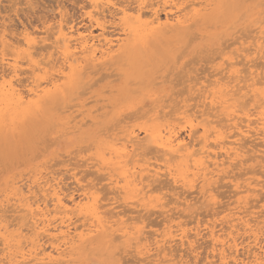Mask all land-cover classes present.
<instances>
[{
    "label": "bare ground",
    "instance_id": "6f19581e",
    "mask_svg": "<svg viewBox=\"0 0 264 264\" xmlns=\"http://www.w3.org/2000/svg\"><path fill=\"white\" fill-rule=\"evenodd\" d=\"M84 1L88 10L83 13L89 22L86 28L84 26V29L74 27L70 23L71 21L67 19V13L62 10L61 7L63 6L61 5L57 12L53 10L56 12V17L53 16L54 18H50L51 20L48 21L44 19V25L42 23V28L36 29L37 31L24 29L19 35L10 34L6 36L4 28L6 21L5 24L2 22L4 26L1 23L0 140L2 142L0 144L6 147V140L9 137L15 138L17 133L22 131V127L27 126L29 121H34L35 116L37 117L43 110L45 113V109L48 110L55 106L56 102L60 101L59 103H61L68 96L72 101L75 95L72 96L71 94L76 91L78 85L85 87L95 85L96 82L93 81L97 80V73L119 69L121 64H127L130 68L128 71L122 72L121 70L122 73H118L123 76V84L125 86L129 84L142 85L138 92L149 97L150 102L148 99L145 100L148 101L147 105L150 103L151 106L149 109L146 107V112L139 113V116L136 111L132 112L133 114L137 113V116L134 115L135 117L143 118V123L141 122L142 124L140 123L137 128L135 125L128 124L127 118L131 116V112H126L129 115H126V118L118 117L120 115L119 110L112 112L111 118L118 117L115 121L116 125H114L117 126V131H113L116 129L114 127L115 129L113 128L109 133L107 129L110 124L108 126L105 124L104 129L108 127L107 131L101 129L100 132L98 131L100 130L99 126L96 130L98 131L96 132L98 138L95 137V141L91 140V142L96 143L95 153L92 154V152L93 156L89 155L90 157L85 159L84 165L81 164L88 168L87 170L90 169L91 173H95L93 174L94 177L97 174L103 176L100 175L106 182H104L105 184L100 182V184L105 185L107 188L105 194H109V197L105 195L102 199L103 196L98 195V189H94V185L98 182L96 184L91 183L90 186L80 185L81 179H77L76 171L75 182L81 191L79 200H74L76 199L74 197V199L71 198V194L70 197H66V195L69 196L67 193L70 190L67 193L63 191V184L61 185V180L58 178L61 174L55 175V172L48 171L44 175L42 172L38 173L39 176L34 179L31 178L30 180L29 178L30 182H25L26 184L14 186L12 196L0 200V264H68L76 258H80L85 251L90 254L91 249H98L107 255L114 254L115 242L117 241L123 246L120 247V250L118 248L119 253H121L122 248H126L124 250L131 249L132 253H135L134 256H138L135 258H139V264H264V250L260 246L263 242L259 245L260 237L264 234V19L262 16L264 0ZM31 3L34 4L32 1ZM236 9H243L239 13L241 15L243 14L241 12L247 13L249 16L247 18L257 15V18L255 16V18L250 19L252 23L250 25L255 27L252 29L248 24L251 28L249 30L253 33L248 34L250 32L246 28L247 31H244L248 33L246 35L244 32L246 35L244 38L245 35L243 36L241 32H243L242 29L245 28V25L237 27L238 29L236 28L233 33L242 28L240 33L243 38L235 35L238 37L229 42L235 45L232 52L234 56L227 57L225 61L218 64L215 68L216 74L211 75L210 73L211 77L204 80L201 78L198 80V76L196 77L195 84L188 87L189 94L196 92L194 93L195 97H187L188 100L192 99L193 103L187 104V98L180 99L181 105L176 104L174 106L177 108H170L173 112L170 109L164 111L167 99L165 101L163 98L162 101L161 98L164 97V94L157 96L158 94L152 92L151 88L153 84H157L156 79L159 78V81L162 79L164 81L163 74L166 72L164 70L162 75H154L155 77L150 78L154 68L150 64V57L157 50L165 52L178 47L176 45L181 42L184 44H180L179 47L188 45L191 41L192 32H197L191 31L193 27H198L200 31H206L209 24L225 22L228 19L226 17L232 15ZM17 10L19 9L17 8ZM241 15L237 17L240 19ZM237 17H234L233 20L236 21ZM231 22V25H228L230 28L233 26V22ZM110 26L116 28V33L110 32L111 30L108 29L111 28ZM91 27H94L97 32H94ZM222 33L219 35H223ZM201 36L203 35L201 34ZM215 36L218 37V34ZM194 37L197 38V36L192 35V39ZM223 39L220 40L224 42ZM187 45L182 48L186 50ZM7 48H9V53H7ZM181 49L179 48L180 51ZM202 49L201 52H203ZM179 52L175 55L176 59L180 55ZM212 52L211 54H213ZM219 54L221 53L219 52ZM175 56L174 61H176ZM202 59L204 60V58ZM21 60L26 63V71L22 68L25 63H22ZM171 61L174 62L173 59ZM186 61L188 60H185L184 63ZM181 65L184 68V64ZM171 68L172 73L175 65ZM181 71L179 70L180 73H182ZM192 71L194 72L193 69ZM26 72H28V76L23 80L21 75ZM184 72L186 71L184 70ZM201 72L204 71L201 70ZM99 74L102 76V73ZM173 74L175 75V72ZM184 74H180L182 80L185 79ZM94 75L96 77L93 79ZM104 75L103 78L108 76V72ZM109 75L114 76L117 73L114 72L113 74L110 70ZM90 81L92 84H89ZM81 82L83 84H80ZM97 82L99 81L97 80ZM174 83L173 85L176 86ZM184 85L185 88L182 90H186ZM104 90L102 91L104 92ZM124 90L127 93L129 91L131 93L132 91L133 93L136 92L131 88ZM80 91H76L79 96L82 93L85 94L84 91ZM125 91L122 90V96L130 101V98L133 97ZM168 96L170 97V94H167ZM95 98L99 100V97ZM90 100L93 99L90 98ZM90 100L85 102L88 103ZM161 101L165 105L161 104ZM172 101L174 99L170 102ZM59 103L57 104L59 105ZM84 103H78L76 106H80L81 109L84 107ZM62 104L64 106L61 107H65L64 110L72 109L73 103L70 107L69 104ZM135 105L132 103L130 106ZM108 106L110 105L108 104ZM140 106L137 107L138 109L136 108L138 112L141 109ZM59 107L58 113L61 112ZM95 109H99V106ZM64 110L57 115L55 122V124L57 123L56 127L59 126V130L56 131H59L62 137L75 133L81 135L84 132V126L95 127L103 123V121L97 120L101 112H99V116L91 115V111L86 110L88 112L86 114L87 112H84L83 109L79 111V114L76 113L77 115H71V117L64 114ZM106 112L105 114H108V111ZM78 116L80 117L78 118ZM52 123L49 124V127L45 126V130H50ZM36 124L38 125L39 121H36ZM181 131H185L184 135ZM46 134H43L44 139ZM49 141V138L48 141L44 140L46 146H43L45 148L51 145L47 143ZM52 142L55 143L56 141L54 142L52 139ZM90 144L87 143L88 146ZM87 145L84 144V147ZM91 145L95 146L94 144ZM88 146L87 148H89ZM44 147L41 148L42 151ZM77 149L79 150V148ZM90 149L86 150L85 148L86 153ZM0 152H3L2 149ZM79 155L81 156V154ZM69 159L68 162H72L74 157L72 161ZM56 162L59 164L58 158ZM13 163H15L14 160ZM75 164L77 165V163ZM3 165H0L1 168ZM51 165L53 167L52 162ZM74 169L72 167L73 171ZM66 170L64 169L63 173ZM80 170L83 172V169L80 168ZM87 170L84 171L87 172ZM241 170L242 172H240ZM73 171L72 178L75 177ZM68 174L70 175L71 172ZM85 174L88 175V173ZM81 175L83 176V174ZM219 178H227L233 187L232 191L234 190L232 192L234 200L231 204L228 202L224 206L220 204L221 210L217 208L220 195L218 192H221V190L217 191L218 189H216L220 186V184L216 185ZM88 180L90 181V179ZM97 180L95 178V181ZM163 180L167 181L164 183ZM226 186H228L226 189L228 190L229 185ZM102 189L100 193H102ZM175 190H180V193L177 191L173 193ZM168 191L172 192L175 197L170 194L172 198L167 199ZM194 192L199 195L198 200L203 199L202 204H205L206 207L218 209L216 212H210V215L224 212L221 218L216 217L218 215L212 217L211 220L215 218L214 222L210 221L207 224L204 222L206 224L204 227L200 225L199 220L202 213L197 218L198 212H195L196 216L191 212L192 218L195 219L181 220V218L190 215L186 216L184 212L190 205L194 204V202L189 203L191 198H188ZM101 199H108V201L102 203ZM195 201L197 202V200ZM172 204L174 206H170ZM199 204L201 203L199 202ZM121 206L123 207L118 209ZM198 206L200 207V205ZM256 208L259 209L256 210ZM155 210H158L159 212H157L164 215L165 218H162V225L159 224L161 219L157 221L152 218L157 221L156 224L159 226L158 228H151L152 230L147 229V231L146 228L152 225L155 227V225H145L143 219H147L145 218L146 215H144L145 217L141 216V218L138 212L144 211L143 214H145L146 211L153 213ZM173 210L176 211L171 212ZM128 212H136L137 216H128ZM157 212H154L155 215ZM169 212L171 213L168 214ZM216 218H220L219 228L215 224ZM145 223L148 222L145 221ZM192 223L193 225L187 228L188 224ZM201 226L204 230L200 229ZM201 231H204L210 245L208 246V248L210 247L208 254L202 260L196 256L198 251L195 245L198 238L204 236ZM244 239H248L246 244H244ZM174 244H178L181 247L180 250H186L187 253L185 251L184 253L192 255V259L189 260L190 258L185 257L184 253L181 254L180 251L179 254L177 253L178 255L174 254V248H172ZM97 254L100 255V253Z\"/></svg>",
    "mask_w": 264,
    "mask_h": 264
},
{
    "label": "rangeland",
    "instance_id": "374dc122",
    "mask_svg": "<svg viewBox=\"0 0 264 264\" xmlns=\"http://www.w3.org/2000/svg\"><path fill=\"white\" fill-rule=\"evenodd\" d=\"M9 1V2H8ZM18 1H21V2H18ZM28 1V0H27ZM26 0H0V25H1V23L3 22L4 24H5V21H6V26H4L3 25V23H2V25L4 26V28H5V34H6V36H9L10 34H13V35H19V34H21L22 32H23V30L24 29H27L28 31L29 30H35V31H37V30H40V28H42V25H44V23L43 22H45L44 21V19H46V21H48V20H51L52 18H54V17H56L55 15H56V12H57V10L61 7V6H63V7H61L62 8V10H65V12L67 13L66 14V17H67V19L68 20H70L71 22V24L72 25H74V27L75 26H77L79 29H84V26H85V28L87 27L86 25H89V22H88V20L86 19V17H85V15H84V13L83 12H85L86 10H88V7L86 6V3H85V1L84 0H29L28 2H27ZM31 1L34 3V4H32L31 3ZM10 2H12V4H10ZM60 2V3H59ZM82 2V3H81ZM20 3V4H19ZM27 3V4H26ZM28 3H29V5H28ZM59 3V4H58ZM32 4V5H31ZM30 5H31V7H30ZM61 5V6H60ZM20 6V7H19ZM66 6V7H65ZM85 6V7H84ZM10 9H9V8ZM13 7V8H12ZM17 8L19 9V10H17ZM57 8V9H56ZM83 8V9H82ZM263 9V8H262ZM17 10V11H16ZM56 11V12H54V11ZM9 11V12H8ZM240 11H243V9H239V10H235L233 13H232V15H230L229 17H226V18H228L225 22H222V23H220V22H218V23H213L212 25L211 24H209L208 25V29L206 30V31H200L199 30V28L198 27H193L192 29H191V31H194L195 30V32L197 33V35H196V33H193L192 32V35L193 36H197V38L196 37H194L193 39H192V35H190V43L187 45V48H186V50H184L182 47H184V46H186V45H184V46H180L179 47V45L180 44H184V42H181V43H178L176 46H178V47H175V48H173V49H171V50H168V51H165V52H163V51H156V52H154V55L152 56V57H150V64L152 65V66H154V68H153V71H152V74H151V77L150 78H152V77H155V76H160V75H162V73L164 72V70H165V72H166V74H167V76H166V74H165V76H164V74H163V77H165L164 78V81H163V79L161 80V81H159L158 79H156V82H157V84L155 83V85L153 84L152 85V88H151V90H152V92H155L156 93V95L157 96H159V95H163L164 94V97L162 96V98H161V100L164 98V100L166 101V99H167V101L165 102V103H167V105H170V106H165V109H164V111H167V110H169L170 108H172V109H174V107L176 106V104H178V105H181L182 104V102H181V100H184V99H186L187 97L189 98V96H191V97H195V94L194 93H196V92H194L193 94H189V91H188V87L189 86H191V85H193V84H195V82H196V80L198 79H200L201 78V80H204V79H206V78H208V77H211V75L213 74V73H215L216 74V72H217V70H215V68L218 66V64H220L222 61H225L226 60V58L227 57H232V56H234L233 55V51H234V48H235V45L234 44H232V43H229V42H231V39H235L236 37H240V36H242V34H243V36L246 34L247 35V33L248 32H250V33H248V34H251V32L252 31H250L251 30V28H250V26L252 27V29L255 27H253V25H250V24H252L251 23V21H250V19H252V18H255V16H256V18H257V15H255V16H253L252 18H247V17H249L248 15H247V13H245V12H241V13H243L242 15L239 13ZM8 12V13H7ZM234 14V15H233ZM238 14H240L241 15V18L239 19L237 16H239L240 17V15H238ZM264 14V13H263ZM262 14V16H263V19H264V15ZM243 15H244V17H243ZM47 16V17H46ZM49 16V17H48ZM54 16V17H53ZM69 17V18H68ZM233 17V18H232ZM234 17H237V19H236V21H234L233 19H234ZM260 17V16H259ZM51 18V19H50ZM262 18V17H261ZM262 19V20H263ZM231 20H232V22H231ZM241 20H243V21H241ZM73 21V22H72ZM88 23H87V22ZM249 21H250V23H249ZM230 22L232 23V25L234 26V28H233V26L230 28L229 26L231 25L230 24ZM242 22V23H241ZM43 23V24H42ZM235 23V24H234ZM42 24V25H41ZM216 24H218V25H216ZM227 24V25H226ZM230 24V25H229ZM250 26H249V25ZM211 25V26H210ZM229 25V26H228ZM245 25V28L243 27V29L242 28H239V30H238V32H236V33H233V32H235V29L237 28V27H240V26H244ZM248 25V26H247ZM226 26H228L227 28H226ZM247 26V27H246ZM11 28V29H9V28ZM111 27V26H110ZM2 28V27H1ZM7 28V29H6ZM15 28V29H14ZM32 28V29H31ZM246 28H248V32H246L247 31V29ZM37 29V30H36ZM91 29H93V31L94 32H97V30L96 29H94V27H91ZM109 30H111L110 32L111 33H116V28H114V27H111V28H108ZM221 29H222V31H221ZM227 29V30H226ZM238 29V28H237ZM243 30V32H241L240 33V30ZM9 30V31H8ZM17 30H19V32H17ZM244 30H246V31H244ZM15 31V32H14ZM216 31H218V32H216ZM222 32H224V33H222ZM232 32V33H231ZM244 32H245V34H244ZM9 33V34H8ZM17 33V34H16ZM199 33V34H198ZM219 33H222L223 35H219ZM253 33V32H252ZM8 34V35H7ZM195 34V35H194ZM201 34L204 36H201ZM216 34H218V37L220 38V39H223L224 37L226 38H230L229 40L227 39V42H226V39L224 38L223 40H225L224 42L222 41V40H220L218 37H216L215 35ZM212 35V36H211ZM230 35V36H229ZM235 35H238V36H235ZM246 35L244 36V38L246 37ZM243 36H242V38H243ZM201 37H203V38H201ZM187 40H188V38H187ZM186 40V41H187ZM226 42V44H223V43H225ZM222 43V44H221ZM228 44V45H227ZM224 45V48H222V46ZM227 45V47L225 48V46ZM195 46V47H194ZM202 46H205V47H202ZM179 48L181 49V51L179 50ZM202 49V51L203 52H201V49ZM215 48H217V49H215ZM233 48V49H232ZM9 48H7V50H8ZM205 49V50H204ZM0 50H2V46H0ZM5 50H6V48H5ZM180 52H179V51ZM197 50H200V51H196ZM193 51V52H192ZM205 51H206V53H205ZM213 51V52H212ZM222 51V52H221ZM7 52V51H6ZM10 51L8 50V52L7 53H9ZM177 52H179L180 53V55H179V53H178V57H177V59H176V54H177ZM200 52V53H199ZM211 52L213 53V54H211ZM219 52L221 53V54H219ZM192 53V54H191ZM194 54H197V55H194ZM201 54H203L204 55V57H203V55L201 56ZM219 54V55H218ZM194 55V56H193ZM210 56L209 58H208V56ZM215 55H216V57H215ZM217 55H218V58H217ZM174 56H175V59H176V61H174ZM171 57H173V58H171ZM194 57V58H193ZM197 57V58H196ZM206 57H207V59H206ZM168 58H170V60H168L167 61V59ZM188 58V59H187ZM191 58V59H190ZM193 58V59H192ZM196 58V59H195ZM202 58H204V60L202 59ZM214 58V59H213ZM171 59H173V61L174 62H172L171 61ZM185 60H188V61H186L187 62V65H185V63H184V61ZM193 60V61H192ZM196 60V61H195ZM202 60V61H201ZM211 60V61H210ZM22 61V63H25V62H23L24 60H21ZM163 61V62H162ZM166 61V62H165ZM175 62H177V63H175ZM189 62V63H188ZM196 62V63H195ZM257 62H260L259 60H257ZM165 63V64H164ZM174 63V64H173ZM212 65H211V64ZM181 64H184V68H183V66L181 65ZM210 64V65H209ZM25 65V66H24ZM24 65H22V68H24V70L27 68V66H26V63L24 64ZM170 65H172V66H170ZM175 65V68H176V70H177V72H176V70H175V68H173V71L175 72V75L173 74L174 72L172 71V73H171V67H173ZM209 65V66H208ZM168 66H170L169 68H168ZM181 66V67H180ZM224 66H225V64H224ZM26 67V68H25ZM191 67H192V69L194 70V72L192 71V69H191ZM204 67H206V68H204ZM121 68V69H120ZM159 68H160V70H159ZM207 68H208V70H207ZM239 68H241V66H239ZM170 69V70H169ZM200 69V70H199ZM110 70H111V73H113L114 74V72L115 73H117V75H112V76H110L109 75V72H110ZM110 70H107V71H100L99 73H102V76L99 74V73H97L96 75H97V77L100 79H98V78H96L99 82H97V80H94L93 82H96V84L95 85H87V86H90V87H85V86H83V85H78V87H77V89H76V91L78 90V92H79V90H81L80 92H82V91H84V93L85 94H81L80 96H79V94H78V92H76V91H74V93L73 94H71L72 96H74L73 97V99H72V101H70V96H68L64 101H61V103H59V102H56L54 105L55 106H53L52 108H50V109H45V113H44V110H43V112L41 113V114H39L37 117L35 116V118H36V120H35V118H34V121H29V123H28V125L27 126H25V127H22V131L20 132L19 130H20V128H21V126H20V128H19V132L17 133V136L15 137V138H10L9 137V139L8 140H6L7 141V146L5 147V146H3L2 144H0V149H2V151L3 152H0V155L2 156L0 159V165L2 164L3 165V161H4V165H3V168H1L2 166H0V200H4V199H6V198H8V197H11L12 195H11V193H12V188L14 187V186H19V184L20 185H23V184H26V183H28V181L30 182V180H31V178H35V177H38L39 176V174H40V172H42V174L44 175V174H47L48 173V171L49 172H52L53 171V173L55 174V175H59V174H61V175H59L58 176V178H60V180H61V185H62V188H63V191L65 192V193H67V191L68 190H70V191H68V193L67 194H69V196L68 195H66V197H70V194L72 195L71 196V198H76V199H74V200H77L80 196H79V193L81 192V191H79L80 189H79V186H78V184H77V182H75L76 181V174H77V179H79L81 182H80V185H91V183L92 184H96V182H98L96 185H94V189H96L97 191H98V195L100 196V197H102V199H104V196L105 195H108V197L110 196L109 194H105V193H107V188H105V185H102V183L103 184H105L104 182H106V180H104V179H102V175L101 174H97L96 175V177H94V175L93 174H95V173H91L92 171H90V169L89 170H87L88 168H86V167H84V166H82V164L84 165V161H85V159L86 158H89L90 156L89 155H91V156H93L92 154H94L95 153V149H96V143L95 142H93V141H95L94 139H95V137H97V133L96 132H98V131H100L101 132V129H103L102 131H109V133L113 130V128L115 127H117V126H114V125H116V123H115V121L117 120V118L119 117L120 118V116H121V118H126V115H128V113H130L131 112V116L133 117H128L127 119L129 120V125H135V128H137L138 126H139V124L142 122L143 123V118L142 117H135L134 115L136 114V116H137V113H138V116H139V113H141V112H143V111H145L146 112V110H145V108L146 109H149L150 108V103L147 105V103H148V101L150 102V99H149V97H147L146 95H144V94H142V93H139L138 91H139V89H140V87L142 86V85H139V84H129V85H124L123 84V76L122 75H119L118 73H122V72H124V71H128V70H130V68H129V66L127 65V64H121L120 66H119V69H110ZM121 70H122V72H121ZM157 70V71H156ZM179 70L182 72V73H180L179 72ZM184 70L186 71V72H184ZM201 70H203L204 72H201ZM211 70V71H210ZM26 71V70H25ZM210 71V72H209ZM108 72V76H106L105 78H103V75L105 74V73H107ZM179 72V73H178ZM186 73V74H184V73ZM196 72V73H195ZM199 72H201V73H199ZM28 72H26L25 74L23 73L21 76H22V79L24 78H26V76H28V74H27ZM199 73V74H198ZM209 73V74H208ZM210 73H211V75H210ZM182 74H184L183 76H184V78L186 79H184V80H182L183 78H182V76L181 75ZM190 74V75H189ZM214 74V75H215ZM96 75H94V77H93V79L96 77ZM99 75H100V77H99ZM155 75V76H154ZM178 75H180V76H178ZM210 75V76H209ZM25 76V77H24ZM105 76V75H104ZM178 76V77H177ZM198 76V77H197ZM200 76H202V77H200ZM115 79H114V78ZM116 77H118V78H116ZM162 77V78H163ZM175 77V78H174ZM180 77V78H179ZM189 77H190V79H189ZM195 77V78H194ZM196 77H197V79H196ZM205 77V78H204ZM173 78V79H172ZM23 79V80H24ZM92 79V80H93ZM180 79V80H179ZM189 79V80H188ZM91 80V81H92ZM110 80V81H109ZM167 80V81H166ZM173 81V82H169V81ZM194 80H195V82H194ZM91 81H90V83L89 84H92L91 83ZM176 81V82H175ZM180 81H184V83H182L181 82V84H185L184 86H186V90H182L183 88H185V87H183V85H181L180 84ZM191 81V82H190ZM159 82V83H158ZM175 82V83H174ZM178 82V83H177ZM173 83L174 84H176V86H174L173 85ZM80 84H83L82 82L80 83ZM86 84V83H85ZM177 84H178V86H177ZM107 85V86H106ZM133 87H132V86ZM135 86H138L137 88L135 87ZM101 88V89H100ZM107 88V89H106ZM129 89V88H131V89H134L136 92H138V93H136V92H134L133 93V91H132V93L129 91L128 93L124 90V89ZM136 88V89H135ZM178 88H180L182 91H186V93H182V91L180 90V89H178ZM195 88V87H194ZM103 89H105L104 90V92L102 91ZM160 89V90H159ZM176 89H178V90H176ZM101 90V91H100ZM113 90H115L114 92H113ZM122 90L123 91H125L128 95H131V97H133V98H130V101L128 100V99H126V98H124L122 95H123V93H122ZM179 90H180V93H179ZM86 91H88V92H86ZM175 91V92H174ZM178 91V92H177ZM102 92V93H101ZM108 92V93H107ZM116 92V93H115ZM176 93L175 95H177V96H175L174 95V93ZM95 93V94H94ZM179 93V94H178ZM78 94V95H77ZM94 94V95H93ZM110 94V95H109ZM133 94H135V95H133ZM137 94V95H136ZM167 94H170V97L168 96L167 97ZM171 94H173V95H171ZM102 95V96H101ZM104 95V96H103ZM120 96V97H119ZM95 97H99L98 99L99 100H97ZM101 97V98H100ZM172 97V98H171ZM177 97H178V99H177ZM190 97V98H191ZM72 98V97H71ZM90 98L91 99H93V100H95V101H91L90 100ZM104 98H106L105 100H103ZM117 98V99H116ZM188 98H187V104H190V103H193V100L192 99H189L188 100ZM85 99V100H84ZM112 99V100H111ZM145 99H148V101L147 100H145ZM172 99H174V101H172V102H170ZM175 99H176V102H175ZM181 99V100H180ZM79 100V101H78ZM88 100H90L88 103L87 102H85V101H88ZM110 100V101H109ZM178 100H180V101H178ZM107 103H105V102ZM116 101V102H115ZM145 101V102H144ZM163 101V100H162ZM162 101H161V104H163L162 103ZM169 101V102H168ZM73 103V105L71 106V104ZM81 102H85L84 103V107L83 108H79V107H77L76 106V104H78V103H81ZM177 102H179V103H177ZM57 103H59V105L57 104ZM62 103H64V104H69V107L71 106L72 107V109L71 108H67V109H63V108H65V107H61L63 104ZM75 103V104H74ZM111 103V104H110ZM132 103H135L136 105L135 106H130ZM165 103L163 104V105H165ZM169 103V104H168ZM173 103H175V104H172ZM104 104V105H103ZM106 104V105H105ZM108 104L110 105V106H108ZM113 104V105H112ZM75 105V106H74ZM140 105H142V106H140ZM175 105V106H174ZM56 106H57V108H56ZM58 106H60L59 107V111L61 110V112H62V110H64V114H67V115H77V114H79V111L80 110H83L84 109V112H87L88 110L89 111H91V115H98L99 114V112H101V114H100V117H97V120H100V121H103V126L101 127V125L102 124H100V125H96L95 127H88L87 125L86 126H84L83 127V129H84V132L80 135V134H73V135H68V136H61L60 135V132L58 133L56 130H59V126L58 127H56L57 125V123L55 124V122H56V117H57V115H59L60 113H58ZM64 106V105H63ZM68 106V105H67ZM66 106V107H67ZM99 106V109H95V108H97ZM102 106V109H100V107ZM130 106V107H129ZM138 106H140L141 107V109H139V112L136 110V108L138 107ZM77 107V108H76ZM94 107V108H93ZM139 107V108H140ZM55 108H56V110H55ZM79 108V109H78ZM175 108H177V107H175ZM138 109V108H137ZM76 110V111H75ZM87 110V111H86ZM92 110H94V111H92ZM116 110H119V113H120V115L118 116V117H113V118H111V113L112 112H114V111H116ZM134 110V111H133ZM142 110V111H141ZM171 110V109H170ZM54 111V112H53ZM71 111V112H70ZM106 111H108V114H105V112ZM137 112V113H135V114H133L132 112ZM172 112H173V110H171ZM176 111V109L174 110V112ZM69 112H70V114H69ZM102 112H104L103 114V116H102ZM126 112H128L127 114H126ZM170 112V111H169ZM172 112H170V113H172ZM52 113V114H51ZM77 113V114H76ZM107 113V112H106ZM168 113V112H167ZM44 114V115H43ZM48 114H49V116H50V114H51V116L49 117L48 116ZM86 114H88V112L86 113ZM125 116H124V115ZM142 114V113H141ZM49 118H48V117ZM99 116V115H98ZM129 116V115H128ZM54 117V118H53ZM72 117V116H71ZM80 116H78V118H79ZM135 117V118H134ZM133 119V120H132ZM32 120V119H31ZM42 120H43V122H42ZM54 121V123H52L53 121ZM86 120H87V118H86ZM36 121H39V124L37 125L36 124ZM111 121V122H110ZM49 122V123H48ZM50 123H52L50 126H51V128H50V130L48 129V131L47 130H45L46 128H45V126L46 127H49V124ZM115 123V124H114ZM141 123V124H142ZM47 124H48V126H47ZM55 126H54V125ZM108 126L109 124V128L108 127H106V129H104L105 127L104 126H106V125ZM113 124V125H112ZM31 125V126H30ZM53 125V126H52ZM111 125H112V127H111ZM100 126V127H99ZM98 127L100 128V130H98ZM34 128H36V129H38L39 131H37L36 129H34ZM114 128V129H115ZM96 130H98V131H96ZM45 131V132H44ZM114 132L115 131H117V128L115 129V130H113ZM37 132V133H36ZM182 132V134L183 133H185V131L183 132V131H181ZM39 133V134H38ZM47 133V134H46ZM43 134H46L45 136V139H44V137H43ZM60 136H59V135ZM56 137H55V136ZM83 135H84V137H83ZM103 135V134H102ZM184 135V134H183ZM31 136V137H30ZM59 136V137H58ZM80 136H81V138H80ZM41 137V139L40 140H45V141H48V138L50 139V141L49 142H47L48 144H51V145H48L47 146V148H45L44 146H46L45 145V143H44V140H43V142L41 141L40 142V140H39V138ZM43 138V139H42ZM47 138V139H46ZM77 138V139H76ZM98 138V137H97ZM52 139L54 140V142L55 143H53L52 142ZM84 140H86V141H84ZM91 140H93L92 142H91ZM36 141V142H35ZM40 143H39V142ZM90 141V142H89ZM2 142V140H0V143ZM36 144H35V143ZM39 144H38V143ZM52 142V143H51ZM87 143L89 144V143H91V144H94L95 146H93V145H91L90 144V146H88L87 145ZM84 144H86L89 148H91L90 149V151L89 152H87L86 153V151H85V148H86V150H89V148H87V146H85L84 147ZM23 145V146H22ZM44 145V146H43ZM81 145H82V147L84 148V151H82V147H81ZM40 147V148H39ZM43 147H44V150L42 151L41 150V148L43 149ZM27 148V149H26ZM77 148H79V150L77 149ZM76 149V150H75ZM46 150V151H45ZM75 150V151H74ZM71 151V152H70ZM74 152H75V154H74ZM77 152H79L78 153V155H77ZM81 152V153H80ZM93 152V153H92ZM35 153V154H34ZM82 153H83V155H84V157H83V155H82ZM86 153V154H85ZM92 153V154H91ZM58 154V155H57ZM62 154V155H61ZM64 154V155H63ZM79 154H81V156L79 155ZM88 154V155H87ZM37 157H35V156ZM38 155H39V157H38ZM60 155V156H59ZM69 155H70V159H69ZM74 155V156H73ZM59 156V157H58ZM66 158H65V157ZM88 156V157H87ZM34 157V158H33ZM53 157H55V158H53ZM72 157V158H71ZM73 157H74V159H73ZM57 158H58V162H59V164H57ZM62 158V159H61ZM63 158H64V160H63ZM50 159V160H49ZM55 159V160H54ZM60 159H61V162H60ZM68 159H69V161H72V159H73V163L72 162H68ZM78 159H82L83 160V162H82V160H78ZM13 160L15 161V163H13ZM47 160H49L48 162H46ZM54 160V161H53ZM76 160H78V161H76ZM89 160V159H88ZM76 161V162H75ZM18 162H19V164H18ZM44 162V163H43ZM51 162H52V164H53V167H52V165H51ZM79 162V163H78ZM42 163H43V165H42ZM46 163V164H45ZM55 163V164H54ZM75 163H77V165L75 164ZM82 163V164H81ZM7 164H8V166H7ZM34 164H36V165H34ZM75 164V165H74ZM48 165H50V166H48ZM73 165V166H72ZM7 166V167H6ZM37 166V167H36ZM47 166V167H46ZM69 166H71V167H69ZM33 167V168H32ZM40 167V168H39ZM45 167V168H44ZM49 167H50V169H49ZM70 169H69V168ZM72 167H73V169H74V171L72 170ZM77 167V168H76ZM78 167H79V169H78ZM38 170H37V169ZM41 168H42V170H41ZM80 168L81 169H83L82 171L83 172H81V170H80ZM257 168V167H256ZM3 169V170H2ZM44 169V170H43ZM57 169H61V170H57ZM64 169H67L66 171H64V173H63V170ZM87 170V172L86 171H84V170ZM30 170V171H29ZM69 170V171H68ZM57 171V172H56ZM60 171V172H59ZM72 171L74 172V174H75V171H76V174H75V177L73 176V178H72ZM71 172V174L69 175L68 173H70ZM77 172H79V173H77ZM236 172H239V171H236ZM240 172H242V170L240 171ZM27 173V174H26ZM39 173V174H38ZM59 173V174H58ZM63 173V174H62ZM85 173H88V175L90 174H92L91 175V177H90V175L88 176L87 174H85ZM34 174H36V175H34ZM79 174V175H78ZM81 174H83V176L81 175ZM85 174V175H84ZM69 175V176H68ZM87 175V176H86ZM102 177H101V176ZM18 178H17V177ZM22 176V177H21ZM71 176V177H70ZM81 176H82V178H83V180H82V178H81ZM85 176H86V178H85ZM100 176V177H99ZM64 177V178H63ZM92 177H94L93 179H92ZM22 178V179H21ZM28 178V179H27ZM29 178H30V180H29ZM95 178H96V180L97 181H95ZM8 179H10V180H12V181H10V180H8ZM20 179V180H19ZM88 179H90V181L88 180ZM20 182H19V181ZM63 180V181H62ZM85 180H86V182H85ZM93 180V181H92ZM100 180V181H99ZM8 181H10V182H8ZM87 181H88V183H87ZM95 181V182H94ZM167 181V180H166ZM166 181H164L163 180V182L165 183ZM221 181V182H220ZM228 181V182H227ZM17 182H19L18 184H17ZM26 182V183H25ZM100 182H102L101 184H100ZM217 183H216V185L218 184H220V186L222 187V189H221V187L220 186H218L219 188H216V189H218L217 191H219V190H221V192L219 193L218 192V195H219V202H218V207L217 208H219L220 210H221V207L222 206H224V205H226L227 204V202H228V204H231L232 203V201L234 200V198H233V191H232V185H230L231 183L229 182V180L227 179V178H219V180L217 179V181H216ZM220 182V183H219ZM223 182H226V183H223ZM9 183V184H8ZM14 183V184H13ZM82 183V184H81ZM84 183V184H83ZM221 183H223V184H221ZM8 184V185H7ZM64 184H65V187H63L64 186ZM77 184V186H75ZM100 184V185H99ZM225 184V185H224ZM89 185V186H90ZM215 185V186H216ZM226 185H229V188H228V190H226L227 189V187L228 186H226ZM100 186V187H99ZM216 186V187H217ZM10 187V188H9ZM226 187V188H225ZM10 190H9V189ZM78 188V189H77ZM103 188V189H102ZM67 189V190H66ZM101 189H102V193L104 194H102V193H100V191H101ZM104 190V191H103ZM106 190V191H105ZM223 190V191H222ZM226 190V191H225ZM231 190V191H230ZM3 191V192H2ZM10 193H9V192ZM78 193H77V192ZM177 190H175V191H173V193H175ZM180 191V190H179ZM179 191H177V193H180ZM5 192V193H4ZM70 192V193H69ZM8 193V194H7ZM168 194V196H166L167 197V199L168 198H170L171 196H170V194L172 195L173 193L172 192H170V191H168L167 192ZM229 193V194H228ZM7 194V195H6ZM77 195H78V197H77ZM177 195V194H176ZM225 197H224V196ZM229 195V196H228ZM231 195V196H230ZM76 196V197H75ZM175 197V195H172V197ZM195 196V197H194ZM222 196V197H221ZM228 197V199H227V197ZM107 197V198H108ZM171 197V198H172ZM193 197H194V199H193ZM198 197H199V195H197L196 194V192H194V194L192 193L190 196H188V198L190 199L189 200V203H193L194 202V204L193 205H190L188 208H187V210L184 212V215H188V214H190L191 212H192V214L193 215H195V212L197 213L196 215H197V218H199L201 215H202V217H203V219H202V217L201 218H199V220H200V225H202L203 227L207 224V223H209L210 221H212V222H214V220H215V218L213 219V220H211L212 219V217H214V216H216V215H218V216H216V217H220L221 218V216L223 215V213L224 212H220V213H218V214H215V215H210V212H216L218 209L217 208H214V209H210V207L209 206H207L206 207V205L205 204H202V202H203V199L202 198H200L199 200H198ZM101 199V200H102ZM193 199V200H192ZM227 199V200H226ZM231 199V200H230ZM79 200V199H78ZM195 200H197V202L195 201ZM226 200V201H225ZM108 201V199H105V200H102V203H105V202H107ZM196 202V203H195ZM199 202L201 203V204H199ZM196 204V205H195ZM220 204H222V206H220ZM198 205H200V207L203 205H205L204 207H201L202 208V210H201V208L198 206ZM233 205V204H232ZM231 205V206H232ZM170 206H174L173 204L172 205H170ZM197 206H198V208H197ZM230 206V205H229ZM123 206H121V207H118V209L120 208H122ZM125 208H128V207H126V206H124ZM206 207V208H205ZM216 207V206H215ZM10 208V207H9ZM8 208V209H9ZM125 208H123V209H125ZM196 208V209H195ZM11 209V208H10ZM207 210V209H209L210 211H204V210ZM217 209V210H216ZM259 208H256V210H258ZM158 211V210H157ZM156 210L154 211V212H157ZM176 210H173V211H171V212H175ZM200 211V212H199ZM147 212V211H146ZM145 212V214H143L144 213V211H141V212H138V213H140L139 215H140V217L141 216H144V215H146V217L145 218H147V219H143V221L145 220L146 222H148V223H145V221L143 222L145 225H150L151 226V224H154L155 225V227L152 225L151 227H148V228H146V230L147 229H151V228H158V226H157V221L159 220L160 221V219H161V222L159 223V224H161L162 225V218L164 219L165 217H164V215H160V213H156V215H155V213L153 212V213H151V211H149V212H147L146 213ZM171 212H169L168 214H170ZM136 212H134V213H127L128 214V216H135L136 214H135ZM148 213H150L149 215H147ZM202 213V214H201ZM206 213V214H205ZM209 213V214H208ZM263 213H264V210H263ZM7 214H10V213H7ZM143 214V215H142ZM192 214H190L189 216H187V217H183V218H181V220H186V219H188V220H191V218H192ZM201 214V215H200ZM203 214H205V215H203ZM260 214V213H259ZM138 215V216H139ZM195 215V216H196ZM220 215V216H219ZM137 216V215H136ZM149 216V217H148ZM151 216V217H150ZM155 216V217H154ZM161 216H163V217H161ZM207 216V217H206ZM210 216V217H209ZM143 217V218H144ZM12 218V217H11ZM142 218V217H141ZM152 218H155V219H152ZM210 218V219H209ZM220 218H216V220L218 221H216L215 222V224H217L218 226H217V228H219L220 227V225H219V219ZM10 219V218H9ZM192 219H195L194 217L192 218ZM13 220V219H12ZM150 220H152L151 222H150ZM156 221L155 223H154V221ZM188 220H186V221H188ZM203 220V221H202ZM207 221V222H206ZM150 222V223H149ZM204 224H203V223ZM211 222V223H212ZM160 225V226H161ZM192 226L193 225V223L192 224H188V226H187V228H189V226ZM157 226V227H156ZM190 226V227H191ZM200 227V229H203V227ZM152 230V229H151ZM204 230V229H203ZM148 231V230H147ZM201 233H203L204 234V231H201ZM263 236V237H262ZM203 238V239H202ZM207 240V241H206ZM260 240L261 241H259V245H260V243L261 242H263V244L261 243V247H262V250H264V234H262L261 235V237H260ZM263 240V241H262ZM244 244H246V242L248 241V239L247 240H245L244 239ZM119 241H117V242H115V245H116V248L114 249V254H108L107 255V253H104L103 251H100V250H98V249H91L90 250V254H88V252L86 253V251L83 253V255L80 257V258H76L74 261H72V262H70V263H68V264H123L124 262V264H139L138 263V260H139V258H135V257H138L137 255L136 256H134L135 255V253L133 254L132 253V251H131V249L130 248H127V249H130V250H124V249H126V248H122V250H121V253H119L120 251H118V248H119V250H120V247H123L122 245H121V243L119 242ZM198 243V244H197ZM208 243V244H207ZM207 244V245H206ZM196 247H197V258L198 259H200V260H202L203 259V257L204 256H206L207 254H208V252H209V250L208 249H210V247L208 248V246H210L209 245V240H208V238H206L205 237V234H204V236L202 235V237H199L198 238V240L196 241ZM198 245V246H197ZM200 245V246H199ZM202 245V246H201ZM176 246V247H175ZM179 248V250H178V248ZM172 248H174L173 249V253L174 254H176V255H178L179 254V251H180V253L181 254H183L184 253V251L187 253V251L186 250H180L181 249V247L177 244V245H173V247ZM176 248H177V250H176ZM199 248V249H198ZM95 250H97V251H95ZM118 252H117V251ZM88 251V250H87ZM93 251H95L94 252V254H93ZM124 251V252H123ZM125 251H127V252H125ZM175 251H177V252H175ZM100 253V255H98L97 253ZM128 252H130V253H128ZM86 253V254H85ZM95 253H96V255H95ZM101 253H102V255H101ZM178 253V254H177ZM186 253H184L183 255L185 256V257H188V259L189 260H191L192 259V255H189V253L188 254H186ZM119 254V255H118ZM124 254V257H122V255ZM131 254H133V256L131 257ZM199 254V255H198ZM87 255H88V258H87ZM129 255V256H128ZM111 256V257H110ZM120 256V257H119ZM86 257V258H85ZM130 257V258H129ZM201 257V258H200ZM135 258V259H134ZM124 259V260H123ZM125 259H126V261H125ZM130 259H132L131 261H130ZM187 259V258H186ZM122 260H123V262H122ZM130 263H129V262ZM133 261V262H132ZM136 261H137V263H136ZM132 262V263H131Z\"/></svg>",
    "mask_w": 264,
    "mask_h": 264
}]
</instances>
